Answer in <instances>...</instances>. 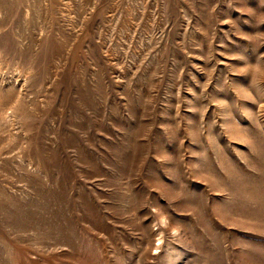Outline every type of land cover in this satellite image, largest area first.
<instances>
[{"label":"rangeland","instance_id":"1","mask_svg":"<svg viewBox=\"0 0 264 264\" xmlns=\"http://www.w3.org/2000/svg\"><path fill=\"white\" fill-rule=\"evenodd\" d=\"M0 264H264V0H0Z\"/></svg>","mask_w":264,"mask_h":264}]
</instances>
